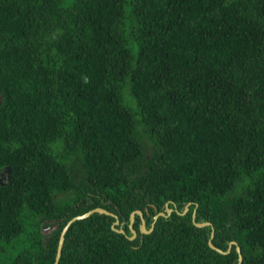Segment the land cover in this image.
Instances as JSON below:
<instances>
[{
	"label": "trees",
	"instance_id": "16d2710c",
	"mask_svg": "<svg viewBox=\"0 0 264 264\" xmlns=\"http://www.w3.org/2000/svg\"><path fill=\"white\" fill-rule=\"evenodd\" d=\"M95 207L58 264H264V0H0V264Z\"/></svg>",
	"mask_w": 264,
	"mask_h": 264
},
{
	"label": "water",
	"instance_id": "95a60500",
	"mask_svg": "<svg viewBox=\"0 0 264 264\" xmlns=\"http://www.w3.org/2000/svg\"><path fill=\"white\" fill-rule=\"evenodd\" d=\"M188 208H189V203L184 207L183 211L182 212H178L180 214H185L187 211H188ZM172 208L170 207H166V212H158L155 216H154V221L158 218V216H168L169 214H171L172 212ZM94 212H99V213H104V214H107V215H110V216H113L115 217V221L112 225V228L118 232H121L123 233L124 231L122 229H116L114 226L119 224V220H118V217L116 214H114L113 212L109 211V210H106L104 208H101V207H95L93 209H90L89 211L83 213V214H80V215H76V216H73L72 218H70L66 224L64 225V227L62 228L61 232H60V235H59V239H58V244H57V249H56V255H55V259H54V262L53 264H58L59 261H60V258H61V254H62V248H63V244H64V241H65V234L69 228V226L76 220H80V219H83V218H86L88 217L89 215H91L92 213ZM138 214L140 215L141 217V232L142 233H149L152 231L153 227H154V222L151 224V227L149 229L146 228V224H145V221H144V218L142 216V212L140 210H135L133 211L131 214H130V224H129V227H130V230L132 232V235L129 237V239H133L135 238L136 236V231L133 229L132 227V224H133V221H134V214ZM192 221L193 223L198 226V227H203V226H208V225H211L210 222L208 221H204V222H196L195 221V211H193L192 213ZM55 225V221H53L52 225H50L51 227H53ZM213 237H214V230L212 229L211 233H210V237L208 239V245L210 248H212L213 250L217 251L218 253H221V254H226L230 251L231 249V246L232 244H236L235 241H231L228 245V248L226 251L222 250L221 248L215 246L212 242L213 240ZM236 251L238 253V261H237V264H240L241 261H242V255L240 253V249L239 247L237 246L236 247Z\"/></svg>",
	"mask_w": 264,
	"mask_h": 264
},
{
	"label": "rangeland",
	"instance_id": "374dc122",
	"mask_svg": "<svg viewBox=\"0 0 264 264\" xmlns=\"http://www.w3.org/2000/svg\"><path fill=\"white\" fill-rule=\"evenodd\" d=\"M133 107V106H132ZM1 178H2V176H1ZM50 224H48V222H46V224L44 225V228H43V232L44 233H48L51 229H52V227L51 226H49Z\"/></svg>",
	"mask_w": 264,
	"mask_h": 264
}]
</instances>
